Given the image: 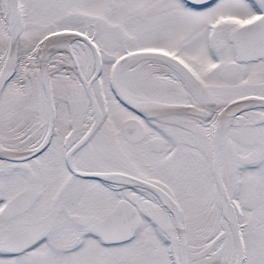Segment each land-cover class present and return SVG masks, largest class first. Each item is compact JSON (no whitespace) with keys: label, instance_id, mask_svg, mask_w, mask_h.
<instances>
[{"label":"snow or ice","instance_id":"6c2138e0","mask_svg":"<svg viewBox=\"0 0 264 264\" xmlns=\"http://www.w3.org/2000/svg\"><path fill=\"white\" fill-rule=\"evenodd\" d=\"M0 264H264V0H0Z\"/></svg>","mask_w":264,"mask_h":264}]
</instances>
